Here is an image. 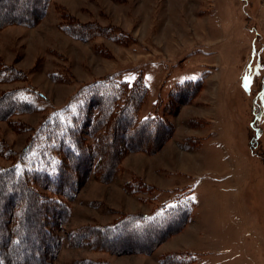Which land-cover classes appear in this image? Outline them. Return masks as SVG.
I'll list each match as a JSON object with an SVG mask.
<instances>
[{"label": "rangeland", "instance_id": "374dc122", "mask_svg": "<svg viewBox=\"0 0 264 264\" xmlns=\"http://www.w3.org/2000/svg\"><path fill=\"white\" fill-rule=\"evenodd\" d=\"M63 12L132 38L74 39L59 29ZM0 61L27 74L1 83L0 94L34 86L48 98L47 112L84 83L113 73L129 83L141 77L148 95L140 117L173 126L158 150L127 153L111 180L82 181L54 264H164L175 253L184 254L181 264H264V0H52L38 25L0 30ZM189 80H202L201 90L168 114L171 91ZM44 115L12 121L37 127ZM31 136L0 121V142L17 154ZM14 161L0 155V167ZM133 180L154 189L133 193ZM177 199L194 201L188 223L149 254L73 244L80 228L153 214Z\"/></svg>", "mask_w": 264, "mask_h": 264}, {"label": "trees", "instance_id": "16d2710c", "mask_svg": "<svg viewBox=\"0 0 264 264\" xmlns=\"http://www.w3.org/2000/svg\"><path fill=\"white\" fill-rule=\"evenodd\" d=\"M51 1L0 0V30L10 25H38ZM62 16L67 23L62 22L59 29L77 40L89 41L99 35L120 42L132 38L97 22L75 21L66 12ZM118 76L113 73L82 84L64 107L50 112L48 98L34 86L0 94V121L8 122L18 132L32 133L18 154L0 142V155L15 157L11 166L0 167V264H54L62 244L60 230L70 216L69 202L82 181L90 175L111 180L127 153H152L172 136L173 126L164 118L140 117L148 95L143 79L129 83ZM26 77L25 71L0 61V84ZM202 85V80L178 83L170 93L166 112L175 115L191 102ZM36 112H45L37 127L12 121L16 115ZM127 187L133 193L154 189L136 180ZM193 207V200L177 199L153 214L123 213L110 224L76 230L72 241L94 250L149 254L186 226ZM183 260L181 253L162 257L164 264H181Z\"/></svg>", "mask_w": 264, "mask_h": 264}, {"label": "crops", "instance_id": "0c3cea01", "mask_svg": "<svg viewBox=\"0 0 264 264\" xmlns=\"http://www.w3.org/2000/svg\"><path fill=\"white\" fill-rule=\"evenodd\" d=\"M195 235H196V233H195ZM195 235H194V238H195ZM175 246V245H174ZM176 246H178V245H176ZM171 249V248H170ZM176 249V248H175Z\"/></svg>", "mask_w": 264, "mask_h": 264}, {"label": "snow or ice", "instance_id": "6c2138e0", "mask_svg": "<svg viewBox=\"0 0 264 264\" xmlns=\"http://www.w3.org/2000/svg\"><path fill=\"white\" fill-rule=\"evenodd\" d=\"M245 81L247 82V77H245Z\"/></svg>", "mask_w": 264, "mask_h": 264}]
</instances>
